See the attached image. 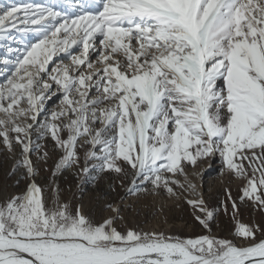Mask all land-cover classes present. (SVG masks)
Returning a JSON list of instances; mask_svg holds the SVG:
<instances>
[{"label":"snow or ice","instance_id":"1","mask_svg":"<svg viewBox=\"0 0 264 264\" xmlns=\"http://www.w3.org/2000/svg\"><path fill=\"white\" fill-rule=\"evenodd\" d=\"M29 33L35 43H23ZM0 46L10 54L0 58V144L12 156L19 149L12 174L28 181L0 203V264H264L258 224L237 221V245L121 232L119 207L99 222L79 206L49 209L32 160L48 158L36 134L60 152L54 176L86 174L91 162L131 177L134 196L191 194L185 201L210 233L214 212L194 169L219 156L220 174L244 181L241 202L264 214V0H92L72 12L11 4L0 11Z\"/></svg>","mask_w":264,"mask_h":264},{"label":"rangeland","instance_id":"2","mask_svg":"<svg viewBox=\"0 0 264 264\" xmlns=\"http://www.w3.org/2000/svg\"><path fill=\"white\" fill-rule=\"evenodd\" d=\"M11 4L34 5V0H0V11ZM13 35L18 39L21 33L14 32ZM36 40L32 39L29 44L35 43ZM73 49L71 50L73 54H78L75 48ZM6 52L7 48L0 46V56ZM58 57H54V62L58 63ZM64 62L70 61L65 57ZM56 103L58 104V101ZM47 106L51 110L56 107V104L49 101ZM32 139L34 144L43 146L41 152L48 153L46 164L38 160L35 152L32 154V160L38 173L35 182L42 188V195L49 209L54 208L57 201L69 205V210L73 213L78 206L83 205L84 215L99 222L113 216L109 206L119 207L122 210L123 220H118L115 226L121 232L128 229L157 231L182 239L211 235L233 241L237 245L241 244L240 239L234 235L237 221L247 226L258 224L264 228V214L255 210L251 203H242L240 200L244 181L231 175L220 174L219 156L198 161L194 169L195 172L203 175V179L193 180L197 185V193L202 195L208 209L214 212L215 218L210 221L211 232L209 233L194 219L192 208L185 201V197L195 199V196L186 193L179 200L170 199L166 194L134 196L127 191L131 177L119 180L115 178V174L98 173L91 162L88 165L90 171L86 174L80 169L70 168L54 176L53 172L60 158V152L54 149L50 138L41 140L33 134ZM79 151L82 168L85 154L82 149ZM18 157V148L16 155L12 156L0 144V203L14 195H22L26 190L28 181L23 179L19 172L12 174ZM192 171L193 169H188L189 178H192ZM226 190L231 192L232 200L238 206L239 211L235 219H233L231 201L228 199ZM225 206L228 209L227 214L224 211Z\"/></svg>","mask_w":264,"mask_h":264},{"label":"bare ground","instance_id":"3","mask_svg":"<svg viewBox=\"0 0 264 264\" xmlns=\"http://www.w3.org/2000/svg\"><path fill=\"white\" fill-rule=\"evenodd\" d=\"M18 2V1H17ZM92 0H34V5H42L45 7H53L56 11H61L62 9L67 10V12L75 11V9L79 8L81 3H90ZM94 11V9H93ZM22 36V34H21ZM21 36L18 37V39H21ZM32 39H37L34 33H29L27 35L23 36V43L29 44V41ZM14 46V45H13ZM21 49L23 48V44L19 45ZM74 50V49H73ZM76 50V49H75ZM10 54L8 52L2 54L0 58H8ZM64 54H60V56L57 58V62L60 61L61 57H63ZM92 59H95V56L92 57ZM56 62V61H55ZM66 63V62H65ZM0 67H3L0 65ZM2 77H0V81H2ZM82 210V213L84 214V206H79Z\"/></svg>","mask_w":264,"mask_h":264}]
</instances>
